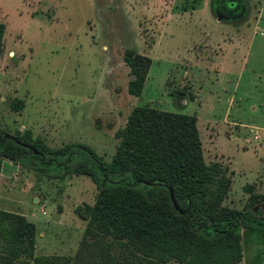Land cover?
<instances>
[{
	"label": "rangeland",
	"instance_id": "obj_1",
	"mask_svg": "<svg viewBox=\"0 0 264 264\" xmlns=\"http://www.w3.org/2000/svg\"><path fill=\"white\" fill-rule=\"evenodd\" d=\"M247 7L261 12L258 28L232 46L235 33L217 30L235 14L212 0H0V129L51 149L82 143L109 162L132 107L193 114L204 163L230 177L222 204L241 209L244 183L264 195V2ZM124 48L150 59L138 96L125 89ZM95 193L85 174L1 162L0 208L34 223L35 254H75L86 222L77 207ZM249 209L263 218L264 198ZM240 242L241 264H264V229L242 228Z\"/></svg>",
	"mask_w": 264,
	"mask_h": 264
},
{
	"label": "trees",
	"instance_id": "obj_2",
	"mask_svg": "<svg viewBox=\"0 0 264 264\" xmlns=\"http://www.w3.org/2000/svg\"><path fill=\"white\" fill-rule=\"evenodd\" d=\"M4 29L0 21V55ZM121 58L126 92L138 96L150 59L130 48ZM116 136L105 162L82 143L51 149L27 132L0 129V167L7 159L47 176L85 174L96 187L93 202L77 207L86 222L72 257L35 254L34 223L0 208V264H241V229H264V217L249 209L264 195L244 183L241 209L222 204L230 177L218 163H204L196 117L134 106Z\"/></svg>",
	"mask_w": 264,
	"mask_h": 264
},
{
	"label": "crops",
	"instance_id": "obj_3",
	"mask_svg": "<svg viewBox=\"0 0 264 264\" xmlns=\"http://www.w3.org/2000/svg\"><path fill=\"white\" fill-rule=\"evenodd\" d=\"M215 2V7L216 6H225L228 9H230L232 14H235V17L232 21H227V22H223L224 24H222V27L218 28V35L220 36V34H225L226 32H228V34H232L231 38L233 39L234 43H232V46H239L238 43L240 41V43H243V31H245V29L249 30V29H253L256 30L258 28V23H259V15L261 14V12H257L255 11L254 13L251 12L248 7H247V3L248 2H252V1H263L264 0H212ZM241 4H243V7H241ZM202 7H205L204 4L202 5ZM214 18H215V22L217 24H220L223 20L221 19V17L218 14H214ZM253 19V20H252ZM232 22V23H231ZM217 27V26H216ZM222 28V30L220 29ZM233 29V31H231ZM221 34V35H222ZM211 35V31H208L206 33L203 34V40L209 38ZM223 44L225 43L222 39H220ZM231 44V43H230ZM237 49V48H235ZM234 50V48H233ZM219 71H218V75L220 76L223 73V66L221 64H219Z\"/></svg>",
	"mask_w": 264,
	"mask_h": 264
},
{
	"label": "water",
	"instance_id": "obj_4",
	"mask_svg": "<svg viewBox=\"0 0 264 264\" xmlns=\"http://www.w3.org/2000/svg\"><path fill=\"white\" fill-rule=\"evenodd\" d=\"M169 194H170L171 202H172L174 208H176V205L174 204V201H173V198H172V194H171V192H170Z\"/></svg>",
	"mask_w": 264,
	"mask_h": 264
},
{
	"label": "built area",
	"instance_id": "obj_5",
	"mask_svg": "<svg viewBox=\"0 0 264 264\" xmlns=\"http://www.w3.org/2000/svg\"><path fill=\"white\" fill-rule=\"evenodd\" d=\"M263 34V36H264V33H262Z\"/></svg>",
	"mask_w": 264,
	"mask_h": 264
}]
</instances>
